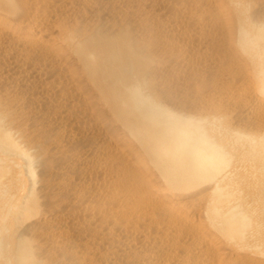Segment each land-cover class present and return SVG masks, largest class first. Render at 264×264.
Returning <instances> with one entry per match:
<instances>
[{"label":"rangeland","instance_id":"1","mask_svg":"<svg viewBox=\"0 0 264 264\" xmlns=\"http://www.w3.org/2000/svg\"><path fill=\"white\" fill-rule=\"evenodd\" d=\"M0 14V264H264V0ZM149 106L206 166L166 155Z\"/></svg>","mask_w":264,"mask_h":264},{"label":"bare ground","instance_id":"2","mask_svg":"<svg viewBox=\"0 0 264 264\" xmlns=\"http://www.w3.org/2000/svg\"><path fill=\"white\" fill-rule=\"evenodd\" d=\"M221 4H223V3H221ZM228 4H230L232 6L231 3L228 2ZM227 6H228L227 3L224 2V4L220 8L222 10H224L225 8H227ZM222 10L220 12H223L225 14H226V11L227 12L229 11L228 9L227 10L225 9L226 10L225 12L222 11ZM225 14H223V15H225ZM1 15L2 14H0V19L2 18ZM221 15H222V13H221ZM226 15H228V13ZM222 18H226V17L224 16ZM226 19H223V20H226ZM245 36L247 38V35H245ZM247 41H248V39H247ZM137 92H138V89H136V91L134 92V94L132 96H134V103H135L134 106L140 107L143 102H142V99L137 95ZM142 112H144V114L142 113L143 116L149 117L150 119H152V120H154L156 122H158L160 119L162 120V118L159 117L160 113L157 112V108H155L154 106H149L148 109H146L145 111H142ZM161 117H162V115H161ZM163 122L165 123V125L163 124V127L165 126L164 129L165 130L167 129V133H165V135L163 134L164 138L161 139V140H163V142L165 143V146H164L165 148L164 149H165V153H167L166 155L170 156V157L173 156V159L175 158L177 160V162L180 164V166L184 167L187 170L188 176L191 177L192 176L191 174H192L193 171H195L196 169H198L200 167L206 166V164H208V163H206V161H207L206 157H208L207 152L202 150V149H200V148H198V147H195L192 144H184L183 143V139H184L185 135L188 134V133H191V129L186 124H184L182 122H178L177 120H170L169 122L168 121L165 122V121L162 120V123ZM159 123H161V121H159ZM123 130L125 131V129H123ZM127 152L126 151L124 152L123 150L122 151L120 150L118 153H120L121 155L126 156ZM130 154H131V152H130ZM165 159H163V160H165ZM166 161H165V163H166ZM136 163H137V165L143 164V162L139 161V159L136 161ZM164 166H165V164H164ZM161 187H160V185L157 186L155 191L161 192V193L168 192L165 187H163V188H161ZM201 230L203 231L204 229H201ZM201 233H203V232H201ZM210 235H211L212 238H214L216 240L218 239L217 238L218 236H217L216 233H214V231H213V234L211 233ZM212 238H211V241H208V243H206L210 247H212L211 245L214 244V242L212 241Z\"/></svg>","mask_w":264,"mask_h":264}]
</instances>
